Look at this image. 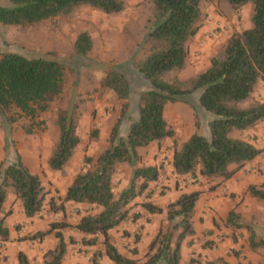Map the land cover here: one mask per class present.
<instances>
[{
    "label": "trees",
    "instance_id": "trees-1",
    "mask_svg": "<svg viewBox=\"0 0 264 264\" xmlns=\"http://www.w3.org/2000/svg\"><path fill=\"white\" fill-rule=\"evenodd\" d=\"M9 1L10 6H0V24L36 23L68 13L78 5H89L109 14L124 9L123 0ZM151 1L156 13L149 36L156 45L137 66L148 84L147 89L137 94L138 115L130 119L129 127L122 135L120 126L129 106L131 89L126 75L112 68L104 78V85L125 102L110 129L107 146L94 159L88 155L84 157L83 168L76 172L63 196L50 195L47 198L50 191L45 188L40 175L26 166L16 149L13 159L7 160L8 149L14 142L8 126L3 146L6 155L0 162V241H10L7 218L13 210L11 207L4 209L9 188L14 190L27 217L38 214L46 206L52 212L64 213L66 201L87 203L96 209L81 215L75 224L65 219L51 221L47 229L24 236V239L42 240L53 233L57 238L56 247L44 253L42 264H64L66 242L62 230L67 228L89 235L88 239L82 240L87 245H96L101 239L103 251H94L93 264H100L99 257L102 254L115 264H182L183 242L196 232L193 216L201 191L183 192L165 207L149 200L133 202L145 194L149 183L159 175L157 165H139V148H146L152 143L159 145L175 135L174 128L164 115L167 102H175L196 92L199 107L209 116L208 135L201 132L198 119L196 130L185 141L179 146L173 143L171 165L177 175L215 181L211 187L213 189L264 153V146L258 147L245 138L231 135L234 130L253 129L264 122V100L241 105L252 97L258 84L264 82V0H227L234 8L253 3L251 26L231 34L223 47L210 57L208 67L187 83L169 82L163 76L186 65L188 41L202 26V0ZM91 44L90 35L81 32L74 47L77 54L85 55ZM64 76V65L55 59L29 57L16 52L3 53L0 57V110L4 112L16 108L29 117L31 123L25 132L33 133L37 114L48 110L50 103L61 95ZM6 120L12 124L17 117L11 115ZM56 124L58 142L47 158L48 168L52 171L61 170L72 159L81 141L75 114L69 108L58 110ZM123 163L130 166V178L128 184L116 193L114 177L118 165ZM246 190L252 198L264 201V182L249 184ZM136 204L151 214L163 213L165 217V222L161 223L150 240L143 258L125 256L109 239L110 229L139 216L131 212ZM225 223L233 230L248 231L247 241L252 251L264 248V238H258L253 226L244 222L235 208L228 211ZM138 239L136 236V241ZM132 253L136 254L137 250L133 249ZM17 260L18 264H30L23 251L18 252ZM201 264L229 263L219 256Z\"/></svg>",
    "mask_w": 264,
    "mask_h": 264
},
{
    "label": "rangeland",
    "instance_id": "rangeland-1",
    "mask_svg": "<svg viewBox=\"0 0 264 264\" xmlns=\"http://www.w3.org/2000/svg\"><path fill=\"white\" fill-rule=\"evenodd\" d=\"M123 1L124 9L114 14L105 13L89 5H78L68 13L36 23L0 24V57L6 52H16L29 57L55 59L64 65L63 91L50 103L48 110L37 114L33 122V133L25 132L31 123L29 117L21 114L16 108L4 112L0 110V162L6 155L3 148L4 137L10 126L14 142L8 149L7 160L13 159L16 149L23 162L40 173L45 188L50 191L47 198L50 195H59L60 189L83 168L86 155L94 159L107 146L110 129L125 102L104 85V78L112 68L126 75L131 89L129 106L120 126L122 135L128 129L130 119L138 115L137 94L147 89L148 84L138 72L137 66L156 45L149 36L156 9L151 0ZM10 5L9 0H0V6ZM200 8L202 26L188 41L186 65L164 74L166 81L187 83L208 67L210 57L223 47L231 34L251 26V15L254 11L252 2L234 8L227 0H202ZM81 32H87L92 40L91 48L85 55L77 54L74 47V42ZM197 96L195 92L175 102L166 103L164 115L174 128L175 135L162 141L159 146L152 143L146 148H140L141 164L155 163L161 169H166L173 152V143L179 146L185 141L196 130L195 123L198 119L201 132L209 134V116L199 107ZM260 100H264V82H260L252 97L241 105L247 106ZM64 108H69L75 114L77 133L81 141L72 159L61 170L52 171L44 162L57 145L59 133L56 114ZM11 115L17 117L12 124L6 120V117ZM231 135L245 138L256 146L263 147L264 122L253 129L234 130ZM120 165L113 182L116 193L124 184V178L129 171L127 164ZM253 168L257 169V173H262L260 168ZM165 174L168 175L169 172ZM195 181L212 192V197H206L202 205L203 208L209 206L210 210L215 212V215L211 216V222L214 224L212 228L202 229L196 239L192 236L188 238L187 243L192 247L188 248L184 264H201L207 259L219 256L224 257L229 264H264V248L257 251L250 249L247 241L248 231L233 230L225 223L228 211L235 208L242 220L253 226L258 238H264V201L252 198L247 192L222 190L216 193L215 188H211L215 181L203 178ZM165 188L167 187L160 186L158 190L164 193ZM220 196L226 200L220 202V208L217 207L216 211V202L210 204L209 200L218 199ZM95 210L93 206L87 208L90 212ZM39 213L36 216L47 223L63 219L61 216H55L56 212L48 210V206ZM15 223L17 228L23 225L18 219ZM82 250L87 251L85 247ZM5 258L0 252V264Z\"/></svg>",
    "mask_w": 264,
    "mask_h": 264
},
{
    "label": "crops",
    "instance_id": "crops-1",
    "mask_svg": "<svg viewBox=\"0 0 264 264\" xmlns=\"http://www.w3.org/2000/svg\"><path fill=\"white\" fill-rule=\"evenodd\" d=\"M138 151L140 154H142L140 148ZM261 155H259L254 160L246 163L234 174L232 178L223 181L220 185H218L215 188L216 193L222 190L234 193H244L247 192L246 189L249 184L259 185L263 183L264 154L262 156ZM259 157L261 159H259ZM47 158L48 157L45 158L44 163L48 167ZM140 164L141 163H139V165ZM152 165H155V163ZM26 166L33 173L40 175L37 170H34L29 165ZM253 166L260 168L262 170V173H257V169H254ZM158 167V178L155 181L149 183L148 190L145 192L146 195L143 194L142 196H138L133 202L139 203L142 200H149L152 201L154 204H158L161 207H165L167 203L177 198L181 193L199 190L201 191V195L196 204L193 216L196 232L194 235H192V237L196 239V237L200 235L202 229L207 227L212 228L214 223L211 222V216L212 214L215 215V212L210 210L209 213H206V209L210 207L206 206L203 208L202 205V201L206 197H212V192H210L209 189L196 182V179L191 177L190 175H177L176 173H174L171 165V158L166 169H161L160 166ZM128 168L129 171L126 174V177L124 178V184L120 189L124 188L129 182L131 169L130 166H128ZM167 171L169 172L168 175L165 174ZM72 179L73 178H70L66 186L60 189V193H58L60 196L64 195L65 189L71 183ZM197 179H201V177ZM160 186L167 187L163 190L164 193L159 192L158 189ZM223 200L226 199L223 196H220L218 199L212 200L211 198L209 200V203L213 204L214 202H216L214 204L216 205L215 207L217 211V207L218 209L220 208V202H222ZM19 202L20 201L16 199L14 190L12 188H9L8 196L4 203V209H8L9 207H11L13 212L7 218V222L10 228V241H0V252L6 257V260L2 261V264H18L17 254L19 251H23L27 255L30 264H42L44 253L47 250L54 249L56 247L57 238L54 236L53 233L46 235L42 240L24 239V236L33 234L39 230L47 229L48 223L51 221H48L47 223L46 221H43L42 219L38 218L36 215L32 217H27L23 213L22 207ZM64 206L65 212H60L61 214L59 212H56L55 216H61L60 218H63L66 221L75 224L81 215L90 212L87 211V208L91 207L92 205L87 203L66 201L64 203ZM131 212L138 213L139 216L135 219L129 218L128 220L120 223L118 226L110 229L109 239L110 242L116 246L118 251L124 254L125 256L132 258H143L144 254L147 251V247L150 240L157 232L161 223L164 222L165 217L163 213L151 214L147 212L143 207L140 206V204L134 205ZM40 214L42 213H39V215ZM17 219L20 220V222H23V225L19 228L15 226V220ZM62 233L66 242V253L63 258L64 264H93L92 260L90 261L91 254L93 255L96 249L103 251V244L101 239L98 240L96 245H87L82 242V239L89 238V235L87 234H83L73 228L64 229L62 230ZM136 236L139 237L138 241H136ZM187 240L188 238L183 242V245L181 247L182 264H184L187 260L188 248L192 247L187 243ZM84 247L87 249V251L82 250V248ZM133 249L137 250L136 254L132 253ZM99 263L115 264L105 254H102V256L99 257Z\"/></svg>",
    "mask_w": 264,
    "mask_h": 264
},
{
    "label": "built area",
    "instance_id": "built-area-1",
    "mask_svg": "<svg viewBox=\"0 0 264 264\" xmlns=\"http://www.w3.org/2000/svg\"><path fill=\"white\" fill-rule=\"evenodd\" d=\"M206 213H209L210 212V208H208V209H206V211H205Z\"/></svg>",
    "mask_w": 264,
    "mask_h": 264
}]
</instances>
